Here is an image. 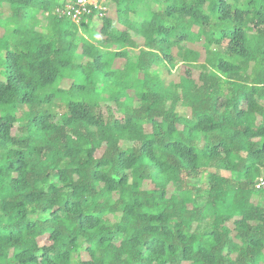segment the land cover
<instances>
[{
    "label": "trees",
    "instance_id": "16d2710c",
    "mask_svg": "<svg viewBox=\"0 0 264 264\" xmlns=\"http://www.w3.org/2000/svg\"><path fill=\"white\" fill-rule=\"evenodd\" d=\"M103 3L0 0V264H264V0Z\"/></svg>",
    "mask_w": 264,
    "mask_h": 264
},
{
    "label": "built area",
    "instance_id": "2783aa9c",
    "mask_svg": "<svg viewBox=\"0 0 264 264\" xmlns=\"http://www.w3.org/2000/svg\"><path fill=\"white\" fill-rule=\"evenodd\" d=\"M103 1L61 0L60 7H57L55 12L59 16L66 17L75 23H79L83 18L92 14L97 18H101L106 12V7ZM256 188L264 189V178L259 179Z\"/></svg>",
    "mask_w": 264,
    "mask_h": 264
},
{
    "label": "rangeland",
    "instance_id": "374dc122",
    "mask_svg": "<svg viewBox=\"0 0 264 264\" xmlns=\"http://www.w3.org/2000/svg\"><path fill=\"white\" fill-rule=\"evenodd\" d=\"M99 20H97L96 22H94V24L93 25H91V26H93V27H98L99 26ZM84 31H85V29H84ZM88 32L89 33H91V30H88ZM136 54V51H131V56H134ZM121 63L122 62H120V61H117L116 62V64H119V65H121ZM159 73H160V76L162 77V78H166V76H167V74H166V71L164 70V69H160L159 70ZM64 86H65V84H64ZM204 180V176L203 177H201L200 179H199V183L200 182H202ZM193 183H196V182H193ZM46 242V237H43V238H40L39 239V243L40 244H44Z\"/></svg>",
    "mask_w": 264,
    "mask_h": 264
}]
</instances>
